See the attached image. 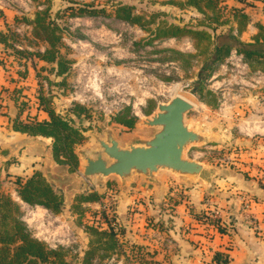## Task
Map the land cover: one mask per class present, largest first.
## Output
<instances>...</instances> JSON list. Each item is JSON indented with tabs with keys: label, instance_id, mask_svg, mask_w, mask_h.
I'll use <instances>...</instances> for the list:
<instances>
[{
	"label": "rangeland",
	"instance_id": "rangeland-1",
	"mask_svg": "<svg viewBox=\"0 0 264 264\" xmlns=\"http://www.w3.org/2000/svg\"><path fill=\"white\" fill-rule=\"evenodd\" d=\"M69 1L82 5L88 2H93L95 5L106 3V0H54L53 11L73 4ZM163 1L165 0H126L125 2L135 5L139 13L153 14L156 23L159 20L167 22L174 20L175 23L177 20L184 25L196 26L197 21L202 20V16L192 8L179 9L163 4ZM12 5L17 8L18 13L24 11L30 14L33 11L31 3L14 0ZM226 6L228 8L223 10L224 17L221 20L223 24L213 33L209 58L205 59L206 55L198 60L190 58V60L182 61V64L168 60L172 54L163 52L162 49L171 48L195 54L197 51L190 37L157 40L151 46H144L149 34L142 27L130 25L113 17L71 19L68 22L70 34L64 39L66 47L62 52L73 61V64L64 84L66 86L64 95L61 94V87L58 90H56L57 87L53 88L57 96L55 108L61 111L78 103L87 109L88 118L85 116L76 118L75 125L86 127L88 130L85 134L97 132L98 124L108 118L110 125L122 136L126 131L112 122L113 115L128 107L130 115L136 118V124L141 118L155 111L158 102L166 101L163 100L162 94L169 86L174 83L179 85L189 83L188 93L183 94L195 104V110L187 115V121L191 127L200 132L216 137L220 146L215 148L216 143L194 146L188 152V157L209 166L229 165L241 159L242 151L257 146L262 148L264 146V64L258 63L251 66L243 54L237 52L232 43H227L222 48L220 59H210L214 48L220 47L222 43L219 38L225 35L231 26L234 28L232 34L241 41L254 42L256 25L264 22V0H238L237 6ZM229 8L242 9L249 16V24L242 34L235 30L236 22H233L232 11H229ZM107 9L114 14L111 11L113 9ZM261 19L263 21H260ZM249 25H251L250 28ZM255 47L258 50H264L263 45ZM15 67H18L17 63ZM19 67L18 71L22 72L23 67ZM166 77L170 80H166ZM21 87V85L16 86L15 89L21 91L19 97L26 105L25 109L28 112L31 109L30 113H36L37 97L27 98V94L23 93ZM24 97L29 99V102L27 99L24 100ZM135 124L130 132L141 130ZM84 145L94 146L95 141L88 137ZM229 156H231L230 160ZM34 159L42 162V165L46 163L43 156L41 160H38L37 156L34 157L32 152L28 151L21 163L28 167L32 165ZM242 164L245 165V163ZM244 165L235 166L241 168ZM100 191L104 192L103 189ZM12 196L19 200L15 193H12ZM107 200L109 203L114 201L110 196ZM104 201H106V195L101 199V202L104 203ZM22 209L23 220L36 238L52 247H63L69 250L70 260L80 264L88 237L84 227L75 223L74 216L68 218L67 214L70 212L62 211L55 214L43 207L29 206L24 203H22ZM91 209L98 211L99 206H93ZM64 210L68 209L64 207ZM109 215L111 217V212ZM93 219V215L88 211L84 221L94 224L98 220ZM99 221L102 222L103 219ZM151 224L153 225V221L148 223L150 226ZM117 228L124 230L123 235L120 236L127 253L130 252L131 245L141 246L132 234L133 231L127 230L121 220H118ZM140 236L145 237L149 243L142 246L144 252L149 249L154 253H164L162 244L165 238L162 239L158 232L150 230ZM104 264L139 263L133 258L120 255L118 258L114 256V259Z\"/></svg>",
	"mask_w": 264,
	"mask_h": 264
},
{
	"label": "trees",
	"instance_id": "trees-1",
	"mask_svg": "<svg viewBox=\"0 0 264 264\" xmlns=\"http://www.w3.org/2000/svg\"><path fill=\"white\" fill-rule=\"evenodd\" d=\"M125 1L106 0L105 4L99 5H95L93 2L82 5L69 1L76 6L70 4L64 9L53 11L54 0H31L32 13L17 15L15 27L9 28L6 33L0 32V42L5 46V50H8V55H11L14 61L20 64L21 61L26 63L28 60L33 62L34 59H38L52 65L47 68V75L41 74L39 76V91L36 96L39 107L47 113L48 119L40 121L30 120V118L28 121L17 119L13 122V129L21 133L51 139L55 161L59 164H68L72 171L78 167L75 148L84 143L86 140L85 132L88 130L86 127L76 126L75 120L83 116L88 118V114L87 109L78 103H74L73 107L61 111L55 108L56 90L61 87V94L64 95L66 88L64 84L73 64V61L62 52L66 47L64 39L70 34L68 22L77 17H113L130 25L142 27L147 31L149 38L145 40L144 46H151L157 40L190 37L193 41V47L197 51L195 54L184 53L171 48L162 49L163 52L172 54L168 60L182 64V61L190 60V58L198 60L205 55V59L209 58L210 45L213 44V33L222 26L223 10L228 8L225 0L163 1V4L179 9L192 8L202 16V20L197 21L196 26L190 24L182 26L174 23V20L170 22L159 20L156 23L153 14L139 13L136 11L135 5ZM107 8L113 9L111 11L114 14H111ZM228 10L232 11L231 16L234 20L232 21L236 22L235 30L242 34L249 24V16L242 9L229 8ZM21 25L29 27L23 31L22 35L15 30ZM256 28L257 32L253 36L254 42L246 43L232 34L234 28L231 26L228 32L219 38L222 43L220 47L214 48L210 60L220 59L222 48L227 43H232L237 52L243 54L251 66L258 63L264 64V50H258L255 47L264 46V22L257 24ZM0 64L4 65L1 58ZM42 69L45 68L42 67ZM18 73L21 77L26 75L25 71H18ZM166 80H170V78L166 77ZM54 87L57 89L54 90ZM19 108L22 112L25 104L21 103ZM112 122L132 129L136 118L130 115L129 109L126 107L112 116ZM15 184L16 196L21 202L13 199L11 193L0 190V264H77L70 260L69 250L63 247L52 248L45 241L36 238L23 220L22 203L29 206H40L59 214L62 204L61 193L55 191L54 187L47 183L40 171H35L26 179L18 177ZM103 197L104 194L92 191L80 194L75 198L72 207L75 223L84 227V232L88 237L79 263L104 264L113 256L123 255L126 258H133L139 264H154L151 260L145 262L144 258L146 254H149V251L144 252L143 248L138 245H131L130 252L127 253V249L120 240V235L123 234L124 230L115 231L113 226L103 227L99 220L102 217L105 219L104 213L100 219H95L97 218V211L92 210L88 204L98 202ZM88 211L91 212L96 223L89 224L84 221ZM214 260L218 264H225L228 259L226 256L216 254Z\"/></svg>",
	"mask_w": 264,
	"mask_h": 264
},
{
	"label": "crops",
	"instance_id": "crops-1",
	"mask_svg": "<svg viewBox=\"0 0 264 264\" xmlns=\"http://www.w3.org/2000/svg\"><path fill=\"white\" fill-rule=\"evenodd\" d=\"M12 2L0 0V32L6 33L9 28H14L15 17L21 13H18ZM237 3L238 0H225L229 6H237ZM5 49L0 42V58L4 61V65L0 64V190L16 195L15 180L18 177L26 179L35 171L41 172L44 166L35 159L28 167L21 163L27 151L41 160L43 155L36 150L33 140L44 141L49 147L52 144L49 138L13 129V122L17 119H48L47 113L38 103L36 113H30L31 109L28 112L25 108L20 112L21 91L15 88L21 85L27 98L36 97L39 76L46 75L47 68L52 65L38 59L26 63L21 61L19 64ZM15 63L23 67L25 77L19 76L20 69L15 67ZM121 127L126 131L122 136L113 127L119 136L127 138L133 134L130 129ZM85 143L86 140L76 148L88 147ZM214 145L215 148L220 146L218 143ZM241 154V162L234 159L236 162L229 165H216L219 174L213 179L212 186L195 180L181 182L168 173H161L160 187L134 180L124 188L117 179H109L112 181L108 180L103 186L92 189L104 196L114 195L117 218L127 230L133 231L140 247L149 244L140 234L150 230L165 238L162 244L164 253L150 252L147 248L149 254L144 258L145 262L218 264L214 257L220 254L227 257L225 264H264V146L251 147ZM235 165L244 166L239 168ZM100 205L101 200L88 204L90 208ZM216 211L219 217L212 219L211 214ZM150 221H153L151 226L148 225Z\"/></svg>",
	"mask_w": 264,
	"mask_h": 264
},
{
	"label": "water",
	"instance_id": "water-1",
	"mask_svg": "<svg viewBox=\"0 0 264 264\" xmlns=\"http://www.w3.org/2000/svg\"><path fill=\"white\" fill-rule=\"evenodd\" d=\"M175 23L184 25L177 20ZM193 110V102L175 94L158 102L155 111L135 124L142 131H132L127 138L119 136L110 119L105 118L98 124L97 132L86 134L94 139L95 145L75 149L78 167L73 171L68 164L55 161L52 146L34 139L36 150L46 160L41 173L61 193L60 212L68 211V218H72L75 198L90 192L92 187L103 186L111 178L124 188L134 180L160 187L159 174L168 173L181 182L195 180L212 186L219 169L188 157V152L194 146L219 140L191 127L187 115Z\"/></svg>",
	"mask_w": 264,
	"mask_h": 264
},
{
	"label": "built area",
	"instance_id": "built-area-1",
	"mask_svg": "<svg viewBox=\"0 0 264 264\" xmlns=\"http://www.w3.org/2000/svg\"><path fill=\"white\" fill-rule=\"evenodd\" d=\"M12 1H14V0H12ZM20 1L31 3V0H20ZM21 13H25V12L22 11ZM26 28L28 29L29 27L21 25V26L16 27L15 30L17 31V33L22 35L23 31ZM17 47H19V46H17ZM188 91H189V83L185 84V85H179L178 83H174V84H172L171 86L168 87V89L165 91V93L162 94L163 95V100L164 99L168 100L170 97H172L175 94H179V95L185 97L184 94L188 93ZM0 183H2V182H0ZM108 196H110V198H112L114 200L113 203L112 202L109 203V200H107ZM115 200H116V198L114 197L113 194H110V195L106 196V201H104V203L101 202V205L99 206V209L97 211V213H98L97 214V219H100V216H102V213H104L106 220L104 219V217L101 218L104 221V222L102 221V226L105 227V228H107L109 226H113L115 228V231H117L118 230V228H117L118 218H117V214L115 212V202H116ZM19 202H21V201H19ZM110 212L112 214L111 217L109 215ZM218 217H219L218 211H216V212L211 214V218L212 219L213 218L217 219ZM52 248H57V247H52ZM117 258H118V256H117ZM111 259H114V256L111 257L109 260H111Z\"/></svg>",
	"mask_w": 264,
	"mask_h": 264
}]
</instances>
